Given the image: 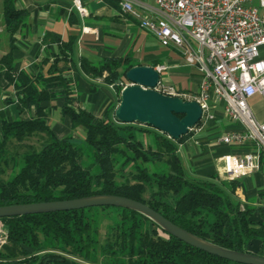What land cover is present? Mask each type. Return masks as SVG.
Listing matches in <instances>:
<instances>
[{
    "label": "trees",
    "instance_id": "1",
    "mask_svg": "<svg viewBox=\"0 0 264 264\" xmlns=\"http://www.w3.org/2000/svg\"><path fill=\"white\" fill-rule=\"evenodd\" d=\"M4 8L14 35L24 11L14 0H5ZM65 45L71 48V43ZM2 63L17 87L19 107L35 103L37 112L30 118H3L0 173L5 170L3 161L10 160L14 172L10 178L0 176V205L114 193L146 202L177 224L226 247L251 251L250 243L260 240L255 253L264 255V202L243 201L237 194L239 178L189 175L178 149L188 133L174 139L142 123L119 122L110 111L96 116L75 107L68 90L63 113L86 135L83 142L72 133L58 136L40 102L54 95L50 82L60 76L15 74L12 52ZM81 65L92 76L107 70L105 80L114 83L134 64L127 56L101 61L83 56ZM115 86L121 92L122 86ZM86 150L92 157L89 163L84 161ZM109 209L121 217L109 223L103 235V211ZM1 220L9 235L0 248V264H247L187 243L123 206L94 205Z\"/></svg>",
    "mask_w": 264,
    "mask_h": 264
},
{
    "label": "crops",
    "instance_id": "2",
    "mask_svg": "<svg viewBox=\"0 0 264 264\" xmlns=\"http://www.w3.org/2000/svg\"><path fill=\"white\" fill-rule=\"evenodd\" d=\"M4 2L0 0V137L4 117L30 118L37 112L35 103L23 110L18 105L17 87L9 81L7 68L2 63V58L9 52H12V72L15 74L26 71L36 77L60 76L50 82L54 95L41 101L40 105L47 108V122L58 136L72 133L80 142L85 139V130L80 126L73 128L71 118L62 110L66 91L74 97L75 107L87 109L96 116L110 111L114 118V110L121 98L116 86L105 80L107 70L99 76L83 70V56L94 61L127 56L134 65L156 67L164 64L167 67L160 71L161 83L175 86L179 95L185 98H195L200 91L202 72L197 65L187 63L180 49L163 45L151 31L141 27L136 17L122 10L118 0H84L87 14L80 13L73 0H14L16 7L24 11L14 35L7 25ZM65 43H71V48ZM137 53L141 55L137 57ZM122 80L129 83L124 75ZM253 97L264 103L263 95L258 93L250 98ZM210 103L215 118L200 131L188 132V136L178 143L182 160L188 159L198 177L219 174L220 155L243 153L248 148L218 140L220 134L240 125L225 114L224 104L217 96L212 95ZM253 109L258 118L264 119V110L254 106ZM263 170L238 177L237 194L243 201L264 202Z\"/></svg>",
    "mask_w": 264,
    "mask_h": 264
},
{
    "label": "built area",
    "instance_id": "3",
    "mask_svg": "<svg viewBox=\"0 0 264 264\" xmlns=\"http://www.w3.org/2000/svg\"><path fill=\"white\" fill-rule=\"evenodd\" d=\"M87 14L84 0H73ZM124 12L139 20L166 46L180 49L189 64L202 72L194 98L202 117L189 132L200 131L215 118L210 99L224 104L225 114L240 125L218 136L222 143L247 145L243 153L220 155L219 175L236 179L264 168V119L257 117L250 97L264 96V0H119ZM166 65H157L159 71ZM161 83V81H160ZM159 83V84H160ZM127 83L122 79L111 85ZM168 94L179 95L173 85ZM8 226L0 218V248L8 241Z\"/></svg>",
    "mask_w": 264,
    "mask_h": 264
},
{
    "label": "water",
    "instance_id": "4",
    "mask_svg": "<svg viewBox=\"0 0 264 264\" xmlns=\"http://www.w3.org/2000/svg\"><path fill=\"white\" fill-rule=\"evenodd\" d=\"M124 76L129 83L121 89L120 102L114 110L115 120L124 123L146 124L174 139H179L201 119L203 110L197 99L168 94L157 89L161 81V72L153 65H133L125 71ZM94 205H117L134 209L150 218L167 233L196 247L234 261L264 264V255L216 243L177 224L146 202L114 193H96L67 199L1 204L0 218L27 213L78 209Z\"/></svg>",
    "mask_w": 264,
    "mask_h": 264
},
{
    "label": "rangeland",
    "instance_id": "5",
    "mask_svg": "<svg viewBox=\"0 0 264 264\" xmlns=\"http://www.w3.org/2000/svg\"><path fill=\"white\" fill-rule=\"evenodd\" d=\"M141 55V53H137L136 56L139 57ZM124 79L126 81H128L125 76H124ZM166 84L165 83H160L158 86H157V89L163 91V92H166ZM190 99H194L193 98H190ZM250 103L252 106H254L255 109H259V110H264V103L261 102L260 98H250ZM146 125V124H145ZM148 127H151V128H154L152 126H149V125H146ZM156 129V128H155ZM32 141L33 143L36 145V146H39L40 145V141L37 137H34L32 138ZM26 149V148H25ZM24 150V148H23ZM85 162L89 163L91 162L92 160V157L90 155H88V150H86V154H85ZM11 156V154L9 155ZM184 160V165H185V168H186V171L189 175H194L193 173V170L194 168L190 166V163L188 161L187 158H183ZM3 167H4V171L0 173V176L3 177V178H10L11 175L13 174V162L10 160V162L8 164H5V162L3 161ZM264 172V170H263ZM121 217V214L114 210V209H109V210H105L103 211V216H102V222H101V231L104 235V233L107 231V226L108 224L110 223H115V220L116 219H120ZM259 247H260V240H254L252 241V243H250V246H249V249L253 252H257L259 250ZM2 248V247H1Z\"/></svg>",
    "mask_w": 264,
    "mask_h": 264
}]
</instances>
